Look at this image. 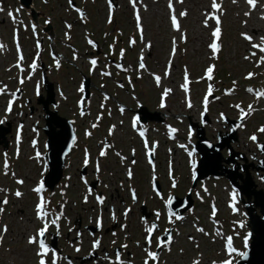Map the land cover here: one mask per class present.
Segmentation results:
<instances>
[{"label": "rangeland", "instance_id": "obj_1", "mask_svg": "<svg viewBox=\"0 0 264 264\" xmlns=\"http://www.w3.org/2000/svg\"><path fill=\"white\" fill-rule=\"evenodd\" d=\"M72 1L82 15L71 8ZM113 2L30 0L28 9L20 0H0V125L9 128L4 134L6 146L0 143V264H39L37 233L45 224L48 243L50 231L61 235L57 248L46 244V264H77L73 256L81 250L74 248L83 242L91 246L96 236L70 243L77 234L74 222L78 218L87 224L99 218L120 222L125 209L120 200L126 202L130 189L138 196L135 212L126 216L123 229L118 225L104 240L107 248L120 245L128 229L131 243L124 249L133 253L135 264H146L145 259L147 264L226 260L236 264L251 240L240 194L225 176L194 182L199 153H189L202 121H206V137L213 142L218 134H231L237 123V140L230 144L243 157L237 156L234 164L247 165L256 188L264 189L259 163L264 162L259 149L264 143V132L259 131L264 127V53L248 47L253 42L242 35L254 36V43L261 44L262 37L252 28H264V0H255V6L247 0H216L219 9L212 8L213 0H171V8L170 0ZM217 19L220 36L211 39ZM213 43L216 50L210 47ZM209 67L213 71L208 80L204 74ZM249 73L254 75L248 78ZM86 77L90 84L85 99ZM44 78L55 92L58 112L73 120L77 133L64 177L52 190L43 186L48 171L39 102L46 94ZM258 93L262 95L256 97ZM141 107L146 108L145 122L134 118ZM4 138L0 135V142ZM150 151L153 161L148 158ZM221 152L223 157L230 155L226 148ZM85 164L89 173L82 179ZM238 172L245 177L241 168ZM155 177L158 198L150 185ZM89 178H97L98 187L92 190ZM171 194L180 198L190 194L192 207L179 217L168 214ZM41 202L43 218L38 216ZM142 203L154 212L151 218L139 217ZM157 218L160 231L171 227L172 236L148 246L147 232ZM30 238L36 242L29 243ZM229 238L231 253L224 248ZM157 247H161L158 263L148 256ZM114 256L111 252L109 258L92 264H127Z\"/></svg>", "mask_w": 264, "mask_h": 264}, {"label": "water", "instance_id": "obj_2", "mask_svg": "<svg viewBox=\"0 0 264 264\" xmlns=\"http://www.w3.org/2000/svg\"><path fill=\"white\" fill-rule=\"evenodd\" d=\"M25 6H29L30 0H22ZM45 88L47 91L46 99L40 97L39 101L43 104L45 125L43 131L47 137V152L45 157L48 163V172L44 177V184L53 189L57 185L63 175V168L65 164L66 156L70 153L74 141L76 139V133L72 120L61 116L56 109H50L49 104L54 107L57 106L55 102V94L51 83L45 78ZM88 80L86 85V92L88 91ZM20 94V93H18ZM88 95V92L87 94ZM145 115L142 120H145ZM206 121H202L201 126L196 130V147L200 154V158L197 164V177L194 179L196 182L199 179L206 178L210 175L225 176L229 181L238 187L241 200L244 203V207L248 213L249 226L251 229V243L248 250L245 252L247 255H242L237 264H264V191L263 189H257L256 185L248 172V166L235 165V159L237 156L242 157L239 153H235L232 150L231 141L237 140L236 128L237 123L233 124L232 133H226V136L218 135V141L216 143L210 141L204 132L203 125ZM9 131V128L4 129L3 125H0V135L4 138V134ZM228 138L225 140V138ZM4 146H6V140L3 139ZM227 148L230 155L223 157L222 149ZM260 150L264 151V143L260 145ZM223 162L230 163L231 168L226 167ZM260 167L264 169L263 160L260 161ZM241 168L245 171V177L242 173L238 172ZM81 176L85 175V168L81 170ZM239 180L242 182L239 183ZM95 183H92L94 185ZM195 185V183H193ZM243 195L246 196L247 201L244 200ZM253 196V200L251 197ZM180 203V204H179ZM177 204V205H176ZM179 204V206H178ZM193 204V199L190 194L183 198L175 196L171 197L170 206L178 214H182L189 209ZM181 205V206H180ZM259 208L257 213L256 208ZM56 235L51 236L52 245L55 246ZM45 238V237H44ZM243 261V262H242Z\"/></svg>", "mask_w": 264, "mask_h": 264}, {"label": "flooded vegetation", "instance_id": "obj_3", "mask_svg": "<svg viewBox=\"0 0 264 264\" xmlns=\"http://www.w3.org/2000/svg\"><path fill=\"white\" fill-rule=\"evenodd\" d=\"M148 158L150 160H152L154 157L151 158L150 156V152L148 153ZM86 166V176L89 173V169L87 168L88 165ZM98 180V179H97ZM95 188L98 187L99 185V180L96 182L95 184ZM90 186V183H89ZM95 188H91L92 190ZM129 198L126 199V202L123 200V198L120 200L121 204L123 205V207H125L124 212L121 214V221L120 222H107L106 218H99L98 221L95 222H90L89 224L83 222L82 218H78L74 224H75V231H76V236H74L72 239L70 240V243H74V242H82V239H84L85 237H94L96 236V238L92 239L91 241V246L87 245L86 242H83V245H77L74 250L76 252H79L81 250V254L79 256L75 255L73 256L75 258V260L78 261L79 264H92L93 262L99 261V258H109L110 253L112 252L115 256V258L117 260H121L123 262H126L127 264H135V261L131 259V256H133V253L128 250V249H124V246L126 244H128L129 242L131 243V238L129 237V231L128 229H125V231H123V235L124 238L121 241L120 245H114L111 248H107L103 243L104 240H106L108 237H111L115 231L117 230V227L119 225L120 228H124V222L127 218L126 216L129 214H132L135 212V210L133 209V206L135 204H137L138 202V196L135 193V191L133 189L129 190ZM159 197V195H157V198ZM107 207L103 206V211L106 212ZM139 213V217L142 220H146L148 218H151L154 215V212L151 211V208L149 207V205L147 204H140L139 208H138ZM168 214H173L171 211ZM129 222V221H128ZM128 222L126 223V226H128ZM153 225L150 227L152 229L151 233H149V231L147 232V236H146V245L151 246L152 243L156 241L159 243L162 240H168L171 233H172V228L170 227L167 231H160V218H157V222H152ZM154 226V227H153ZM99 227V228H97ZM163 232V233H162ZM170 233L168 237L165 238V236L167 235V233ZM160 233H162L160 235ZM68 236V234L66 235V237ZM61 238V235L59 234L57 242H56V246L55 247H51L52 248H57V243L58 240ZM68 238V237H67ZM135 245L138 244V240H136ZM95 245V247H94ZM160 250L161 247H157L156 249H154L153 251H151L152 253L156 254V259L153 260L151 257H149L150 259H152L153 262L158 263L159 259H160ZM125 251V254L122 252ZM68 259H70V256L67 255L66 256ZM146 262V259H145ZM77 263V264H78ZM74 264H76V262H74Z\"/></svg>", "mask_w": 264, "mask_h": 264}, {"label": "snow or ice", "instance_id": "obj_4", "mask_svg": "<svg viewBox=\"0 0 264 264\" xmlns=\"http://www.w3.org/2000/svg\"><path fill=\"white\" fill-rule=\"evenodd\" d=\"M234 2H235V0H234ZM247 2H248L250 5L255 6V0H247ZM171 7H172V4H171V0H170L169 8H171ZM219 7H220V6L216 3V0H213L212 8H214V9H219ZM184 14H185V13H180L181 16H183ZM9 15L11 16L12 13L10 12ZM245 15H248V13H245ZM139 19H140L139 16H137L138 27H139ZM172 23H173L174 26L176 25V17H175V16L172 17ZM219 24H220V21H219V19H217V27H216V29L214 30V32L212 33V35H213L214 37H216V38H219V36H220V32H221L220 27H219ZM242 35H244V37H245L246 39H248L249 41L252 40V37L248 36L247 34H242ZM210 47H211L213 50H216L217 45H216L215 43H213V44L210 45ZM252 47H253V48H257V49L259 50V52L264 53V37L261 38V44H253ZM251 55H252V56H255L256 53L253 52V53H251ZM246 58H247V57H246ZM92 63L95 64V61H92ZM141 67H143V64H141ZM212 71H213V68H212V67H209V68L207 69V73L209 74V78H211V73H212ZM253 75H254V74L249 73L248 78H251ZM157 79H159V78L157 77ZM186 80H187V77H186ZM21 82H23V81H21ZM185 87H186V85H185ZM249 91H252V90L249 89ZM163 106H164V105H163V103H162V104H161V107H163ZM11 107H12V101L10 100V101H9V105H8V109H7V111H10V110H11ZM242 118H243V117H242ZM259 131L264 132V127H262L261 129H259ZM250 139H252V140L255 141V140H256V137H255V136H252V137H250ZM103 154H104V153L102 152L101 155H103ZM37 191H39V189H37ZM16 195H17V196H20L21 193H20V192H17ZM3 203L6 204V203H7V200L3 201ZM43 207H44L43 202H41V204H39V205L37 206V208H38V216H40V218H43V216L46 215V213H43ZM0 211H3V209H0ZM58 219H59V217H57L56 219H54V220L52 221V223L55 224V223H56V220H58ZM153 227H154V226H153ZM47 229H48V224H45L43 228H41V229L38 230L37 235H38L39 237H44V236H45V233H46V231H47ZM4 231H7V228H6V227H5ZM148 231H149V233H151L152 229L150 228ZM35 242H36L35 238H30V239H29V243H35ZM245 246H247V242H245ZM39 247H40V250H41L40 252H38V255L41 256V259H40V261H39V264H46V261L43 259V256L47 255L49 249H48V246L45 244L44 239H40V240H39ZM94 247H95V245H94ZM228 247H229V252H230V253H231L232 251H234V249L231 248V238H229ZM241 255H245V256H246L247 254H246V253H241ZM148 256L151 257L153 260L156 259V254H155V253L149 252V253H148ZM146 264H147V261H146ZM223 264H232V262L226 260V261L223 262Z\"/></svg>", "mask_w": 264, "mask_h": 264}, {"label": "bare ground", "instance_id": "obj_5", "mask_svg": "<svg viewBox=\"0 0 264 264\" xmlns=\"http://www.w3.org/2000/svg\"><path fill=\"white\" fill-rule=\"evenodd\" d=\"M251 26H253L252 25V23H249ZM254 27V26H253ZM252 31L253 32H255V34L257 35V36H261V37H264V28H262V27H254V28H252ZM213 32H214V30H213ZM213 32H210V34L209 35H212V33ZM179 34H181V32H179ZM212 38H215L213 35H212V37H211V39ZM254 40H256L255 38H254V36L252 37V40H251V42H253V44H256V43H254ZM257 42V41H256ZM259 43V42H258ZM253 44H247V46L248 47H252V45ZM185 81H187V80H185ZM140 121V120H139ZM144 132V131H143Z\"/></svg>", "mask_w": 264, "mask_h": 264}]
</instances>
